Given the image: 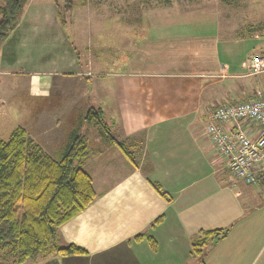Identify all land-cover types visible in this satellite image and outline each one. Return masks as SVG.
Listing matches in <instances>:
<instances>
[{"label":"crops","instance_id":"1","mask_svg":"<svg viewBox=\"0 0 264 264\" xmlns=\"http://www.w3.org/2000/svg\"><path fill=\"white\" fill-rule=\"evenodd\" d=\"M210 1H157L150 23L156 39L144 41L116 78L108 123L138 156L130 164L115 145L106 143L97 152L89 146L85 170L99 197L61 228L64 242L87 254L25 264H264V186L231 176L205 130L213 106L264 93V75L250 77L245 67L251 55L264 53V12L249 13L238 0ZM218 3L226 5L224 12ZM55 9L49 5L47 18L56 16ZM10 37L0 48V136L18 127L8 124L9 105L20 102L30 116L19 126L52 158H62L73 133L89 145L83 127L91 124L85 117L91 108L109 105L108 98L104 104L97 100V107L90 102L97 92L92 63H84L89 56L77 51L74 57L68 50L69 67L62 70L84 67L76 73L53 68L17 74L13 65L26 61H17L23 41ZM21 92L28 96L26 104L16 100ZM225 128L250 136L258 132L244 122ZM161 216L162 223L152 227ZM225 229L228 234L201 259L194 255L192 240L201 231ZM145 232L155 238L156 250L146 240H134Z\"/></svg>","mask_w":264,"mask_h":264},{"label":"trees","instance_id":"2","mask_svg":"<svg viewBox=\"0 0 264 264\" xmlns=\"http://www.w3.org/2000/svg\"><path fill=\"white\" fill-rule=\"evenodd\" d=\"M27 0H0V48L18 26ZM87 124L101 127L102 137L115 145L130 164L135 157L126 141L112 136L102 109L91 108ZM91 151L83 135L73 133L62 158L56 160L17 127L8 140L0 141V264H25L29 260L82 256L85 250L66 244L61 228L87 210L99 197L92 177L85 170ZM156 190L167 199L157 183ZM164 216L156 219L159 225ZM229 230L201 231L192 240V251L202 258L206 248L223 239ZM135 241L146 240L157 249L155 238L141 233Z\"/></svg>","mask_w":264,"mask_h":264},{"label":"rangeland","instance_id":"3","mask_svg":"<svg viewBox=\"0 0 264 264\" xmlns=\"http://www.w3.org/2000/svg\"><path fill=\"white\" fill-rule=\"evenodd\" d=\"M157 1L159 0H27L20 22L10 34V36L14 35V41H23L22 48L17 53V61L18 59L26 61L20 65L14 64L13 69L18 70L17 74L32 70H52L53 68L72 74L84 70V67L79 65V68L62 70V68L69 67V59L66 57L68 50L74 51V57L77 51L78 55L84 58L87 54L89 57L84 63L88 65L89 61L92 63L89 67L94 73V92H97L95 95H99L100 98L97 99V96L93 95L90 102L96 106L97 100L104 104L105 99H109H107L108 106L98 105L104 108V117L109 122L114 115V112L110 110L114 104L111 100L117 76L127 71L129 60L133 59L144 41L157 37V33L153 31L150 24L157 15ZM216 1L211 0L210 2ZM221 2L226 4L233 1L221 0ZM237 3L247 4L250 8L249 13H253L252 9L256 8H261L264 12V0H252V3L251 0H238L235 4ZM51 4H55L57 14L49 19L47 16ZM225 4L218 3L216 7L224 12ZM30 5L32 9L28 15L29 20L22 25V19ZM19 25L21 28H18ZM10 36L8 38H11ZM63 39L65 44H62ZM16 100L24 101L26 104L28 96L25 92H21ZM55 100L59 103L60 98L55 97ZM39 104L44 106L42 102ZM9 108L11 112L9 111L10 123L8 124L12 128L27 123L30 115L26 114L24 105L20 102H13ZM73 120L75 123L76 116H71V121ZM87 128L90 130H86ZM83 131L89 138L91 150L97 152L105 149L107 142L101 135V131H105L104 128L101 127L100 131V128L91 124L84 126ZM110 132L112 136L119 138L114 128L110 127ZM0 137L6 141L10 135H7L5 131ZM129 150L131 151L130 148ZM131 152L136 162L138 155L135 151Z\"/></svg>","mask_w":264,"mask_h":264},{"label":"built area","instance_id":"4","mask_svg":"<svg viewBox=\"0 0 264 264\" xmlns=\"http://www.w3.org/2000/svg\"><path fill=\"white\" fill-rule=\"evenodd\" d=\"M245 67L250 77L264 75V53L251 55ZM240 122L256 125V135L225 128ZM205 130L226 159L231 176L250 185L264 186V93H256L246 101H227L213 106L207 114Z\"/></svg>","mask_w":264,"mask_h":264}]
</instances>
